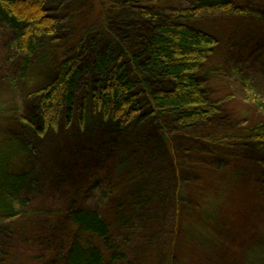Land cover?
<instances>
[{
    "label": "rangeland",
    "instance_id": "rangeland-1",
    "mask_svg": "<svg viewBox=\"0 0 264 264\" xmlns=\"http://www.w3.org/2000/svg\"><path fill=\"white\" fill-rule=\"evenodd\" d=\"M65 1L72 2L65 6L68 23L62 26L58 43L50 46L54 50L83 36L89 26L99 27L107 16L113 21L129 16L127 10L97 7V0ZM233 1L238 14L218 12L189 23L219 42L203 74L208 73L224 93L230 87L234 100H244L248 85L264 100V12L247 6L245 0ZM260 1L259 8L264 6ZM110 30L117 41L134 44L135 36L119 31L116 24ZM6 36L0 27V111L6 114L0 117V154L9 161L18 151L25 152L16 155L8 168L15 175H30L24 192L30 206L28 215L7 227L0 239V264H70V244L80 238L71 213L94 212L112 223L118 208L127 213L123 182L138 171L153 191L160 189L161 201L149 207L145 223L113 225L112 243L124 257L116 264H264L263 156L229 151L217 168L218 160L198 152L197 143L171 131L163 133L149 121L116 136L79 124L36 134L19 118L33 112L26 97L30 91L55 80L54 55L50 52L20 80L17 69L22 61L8 63L2 50ZM110 44L118 48L111 37L103 47ZM143 101L148 107L147 99ZM173 145L182 151L177 157L181 171ZM123 161L129 165L120 173ZM177 174L179 187L189 186L181 196Z\"/></svg>",
    "mask_w": 264,
    "mask_h": 264
},
{
    "label": "trees",
    "instance_id": "trees-1",
    "mask_svg": "<svg viewBox=\"0 0 264 264\" xmlns=\"http://www.w3.org/2000/svg\"><path fill=\"white\" fill-rule=\"evenodd\" d=\"M97 1L102 9L127 10L128 18L113 21L107 16L99 27L89 26L83 36L54 50L50 46L58 43L65 28L62 26L68 23L65 6L71 1L0 0V27L7 35L2 50L8 63L22 61L17 69L20 80L50 52L54 55L56 78L26 96L33 112L24 117L25 121L19 118L21 124L36 134L64 124H79L96 127V131L102 129L108 136L112 131L116 136L149 121L163 133L171 131L197 143L198 152L202 150L218 160L217 168L222 167V157L229 151H242V155L256 151L264 157V100L249 85L246 97L240 101L234 100L230 87L226 93L217 89L203 69L209 68L219 42L189 25L218 12L238 14L233 0ZM245 1L247 6L264 12V6L259 8L260 0ZM73 17L68 21L72 22ZM111 24L135 36L134 44L117 41ZM109 37L118 44L116 50L111 44L103 47ZM4 116L0 111V117ZM2 127L5 130L6 125ZM172 148L177 170L181 171L177 157L182 151L175 145ZM222 149L224 153H218ZM19 153L25 152L18 151L9 161L0 154V239L7 227L28 215L30 206L24 196L30 175H15L8 168ZM128 165L123 161L118 171H127ZM260 166L264 174V160ZM145 177L141 171L128 175L121 190L128 199V211L125 214L118 208L112 223L94 212L71 213L80 238L70 244V264H116L124 258L112 243L113 225L125 226L128 221L143 224L149 218V207L161 201L160 189L153 191ZM178 181L177 174V193L181 196L189 186L179 187ZM81 236L100 244L86 243Z\"/></svg>",
    "mask_w": 264,
    "mask_h": 264
}]
</instances>
